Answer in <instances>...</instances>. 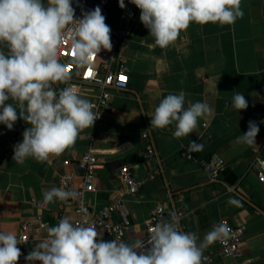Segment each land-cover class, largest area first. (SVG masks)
<instances>
[{
    "label": "crops",
    "instance_id": "1",
    "mask_svg": "<svg viewBox=\"0 0 264 264\" xmlns=\"http://www.w3.org/2000/svg\"><path fill=\"white\" fill-rule=\"evenodd\" d=\"M241 8L244 15L234 25L193 22L174 43L160 48L140 21V10L135 5L129 2L123 9L108 5L110 28L127 32L118 54L125 61L128 87L112 90L102 120L82 130L74 145L45 162L29 157L17 163L7 158L5 154L14 152L16 143L0 125V231L19 237L21 224L37 213L50 221V227L55 226L58 217H69L74 223L78 215L70 199L45 204L46 209L41 211L33 207L32 200L44 203V192L61 188V175L72 171L81 174L75 159L93 147L101 167L96 173L95 191L85 196L92 210L104 208L118 195H124L120 167L129 166L134 178L142 182L134 197L123 196L131 223L125 243L143 240L145 220L152 209L158 204L169 207V193L175 200L181 194L182 202L175 205L187 213L184 232L197 234L199 243L220 219L244 225L238 263L264 264V185L258 182L252 167L256 156L264 160V0H242ZM3 50L7 52L6 48ZM180 91L185 93V107L202 102L210 108L199 119L195 132L174 138L175 124L164 129L149 128L160 101ZM237 93L244 94L247 109L238 111L232 106ZM18 121L24 129L30 127L23 119ZM249 121L260 129L256 144L238 143L237 138L247 132ZM146 132L165 163L160 175L153 174L156 160L143 156L148 143L141 135ZM191 141L201 143L203 149L189 160L183 155V147ZM213 153L226 163L215 183L208 181L202 165V160ZM229 198L238 203L229 204ZM112 219L118 220V215ZM97 232L103 241H111L103 232ZM47 235L48 229L30 236L25 249L33 250ZM204 254L215 256L217 264H234L232 259L219 255L215 242Z\"/></svg>",
    "mask_w": 264,
    "mask_h": 264
},
{
    "label": "clouds",
    "instance_id": "2",
    "mask_svg": "<svg viewBox=\"0 0 264 264\" xmlns=\"http://www.w3.org/2000/svg\"><path fill=\"white\" fill-rule=\"evenodd\" d=\"M140 10V21L149 30L154 43L167 48L191 23L234 25L244 13L242 0H129ZM73 0H0V124L9 130L18 119L30 125L23 140L14 146L13 160L23 163L31 157L45 162L74 145L80 132L97 120L94 105L82 98L72 86L57 92L54 84L70 80L68 66L59 61L61 47L70 41L71 63L87 65L102 50L111 51V28L100 7L83 12L77 19ZM121 9L125 0H119ZM7 49V52L3 50ZM14 103H8V101ZM236 110L248 108L244 94L233 96ZM210 112L206 103L185 107V93L168 94L155 108L150 119L152 129L175 124L174 138L189 136L201 117ZM260 129L249 121L248 130L238 143L256 144ZM203 149L191 141L187 153ZM77 191L52 188L43 193L45 204L56 200H75ZM229 204L238 201L229 198ZM228 235L224 223L214 225L203 240L184 232L179 218L169 214L150 229L147 241L128 244L100 239L94 225L73 224L69 217L48 228L47 238L25 257L40 264H204V250ZM24 242L12 232L0 231V264H18ZM150 245V247H146Z\"/></svg>",
    "mask_w": 264,
    "mask_h": 264
},
{
    "label": "built area",
    "instance_id": "3",
    "mask_svg": "<svg viewBox=\"0 0 264 264\" xmlns=\"http://www.w3.org/2000/svg\"><path fill=\"white\" fill-rule=\"evenodd\" d=\"M129 3V0H125V6ZM108 5L119 6V0H73L72 6L75 9V16L77 19L82 18L83 12H89L96 7H100L102 14L105 17V22L108 25ZM127 32L123 29L114 30L111 29V51L102 50L98 55L90 58L87 65L76 66L71 63L72 53L70 49V41L66 42L60 49L58 59L61 63L68 66L70 73V80L65 83H57L53 85V88L59 92L67 86L74 87L81 97L89 98L90 102L94 105L93 112L97 116L96 121L102 120L103 112L108 109L111 101L112 90H125L129 84V77L124 59L118 54V47L126 40ZM87 90H93V94H88ZM4 131L8 133L13 141L17 144L23 140V132L26 130L22 124L17 120L13 125V128L9 130L4 124H0ZM262 143L264 145V123ZM142 139L147 141L146 149L143 153L145 159H155L156 168L153 170V174L160 175L163 173L165 163L158 157L155 144L146 132L143 133ZM187 146L183 147V155L191 160L193 159V153L191 158L187 153ZM258 153V150H256ZM14 152L8 151L5 156L7 158H13ZM76 167L81 174L76 172H68L59 177V185L66 191H77L80 196L70 201L78 215V218L73 224H81L84 226L94 225L97 231L103 232L110 240H116L117 242H124V238L130 229L129 214L125 206V196L134 197L140 189L142 182L136 180L131 173L129 166H122L119 169V178L125 185L124 195H118L110 205L101 208L99 210H92L85 200V196L88 193L95 191V179L96 173L100 169V162L98 160V154L95 148L89 147V149L78 159H75ZM202 165L206 172L208 181L215 183L218 181L220 174L226 167L225 160L217 153L211 154L208 158L202 160ZM252 167L256 169V177L259 183L264 185V160L256 156ZM170 206L158 204L152 209L149 216L145 220V237L143 241H147L150 235V229L155 226L156 223L162 219H167L169 214L175 213L179 218L180 228L184 231L183 220L187 213L182 208L177 207L175 202H182L183 196L177 195V200L173 198V195L169 193ZM32 205L38 210H45V203L32 200ZM118 215V220H113V215ZM62 217L55 219V226L58 225ZM224 223L228 228V235L215 242L219 255L222 258H230L234 261V264L238 263V260L242 257V241L246 232L244 225H234L228 219L223 218L218 222L211 225V230L214 225ZM51 226V223L41 213H37L33 219L25 221L21 224V233L18 237L23 238L24 242L17 245L21 250V257L18 260V264H40L39 261L28 262L25 257L30 251L26 250V246L29 243V238L32 235H39L46 231ZM150 247V245H146ZM32 251V250H31ZM207 259L204 264H217L216 257L211 254H204Z\"/></svg>",
    "mask_w": 264,
    "mask_h": 264
}]
</instances>
